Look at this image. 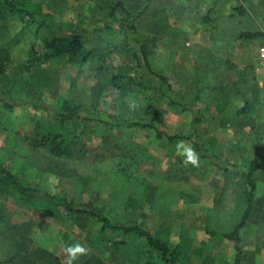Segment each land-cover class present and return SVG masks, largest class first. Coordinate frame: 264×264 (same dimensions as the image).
<instances>
[{"label": "rangeland", "instance_id": "obj_1", "mask_svg": "<svg viewBox=\"0 0 264 264\" xmlns=\"http://www.w3.org/2000/svg\"><path fill=\"white\" fill-rule=\"evenodd\" d=\"M33 1L38 2L44 15L34 23L6 10L0 12V46L9 47L11 56L6 73L0 76V87L16 100L9 109L0 103V160L23 182L42 191L74 200L91 199L112 218L161 232L172 245L181 244L184 264H229L232 242L207 235L200 215L205 209L229 207V191L220 195L217 186L221 183L218 159L227 158L237 163L233 164L236 170L245 169L252 156L253 132L245 119L239 121L240 125L220 124L214 107L224 98L239 105L251 100L249 114L256 118L257 125L264 120V89L260 88L254 100L241 96L234 86L238 78H255L257 47L264 43V36L210 41L207 25L199 15L213 5V0H122L134 12L145 7L138 19L139 32L133 37L118 29L117 23L100 9L102 0ZM241 2L249 4L246 28L264 32V0H226L216 6V11L229 12ZM41 18L62 32L82 33L86 51H91L88 60L81 63L60 58L27 69L24 63L29 46L35 36L45 33L38 27ZM36 27L39 30L34 35ZM170 29L178 35L176 43H171ZM140 36L146 38L151 67L166 74L175 90L203 104L195 113L194 109L180 110L179 105L161 100L163 97H153L149 89L136 87L122 95L105 86L99 92L100 107L129 119L152 120L154 126L169 134L193 132L207 155L199 156V165L193 166L184 163L176 147L180 142L192 145V140L159 139L151 129L137 126L110 129L80 125L76 128L82 131L85 146L70 158L56 160V171L49 170L48 154L33 149L24 135L38 120L47 123L44 120L53 114V106L60 100L88 101L92 88L106 71L132 63L131 46L137 45L134 37ZM101 53L106 54L107 61L98 60ZM205 61L213 65V70L204 68ZM196 114L200 122L194 121ZM257 180L256 192L261 196L264 162ZM0 212L6 218L0 220V258L11 254L21 258L26 251L41 247L68 264L64 248L76 242L86 245L88 253L74 264L94 256L105 264H142L148 258L139 238L111 230L100 232L95 222L45 212L11 195H0ZM257 215V220L241 231L242 247L251 264H264V220ZM24 229L27 250L17 245L20 238L26 237ZM121 240L126 244L114 245Z\"/></svg>", "mask_w": 264, "mask_h": 264}, {"label": "trees", "instance_id": "obj_2", "mask_svg": "<svg viewBox=\"0 0 264 264\" xmlns=\"http://www.w3.org/2000/svg\"><path fill=\"white\" fill-rule=\"evenodd\" d=\"M226 0H213L211 6L199 15L201 22L207 25L210 41H234L259 39L264 36L260 30H249L245 21L249 4L241 2L232 7L229 12H217L216 6ZM101 10H105L108 17L112 18L124 34L134 36L138 31V19L143 15L145 7L141 11L134 12L126 6L122 0H105ZM6 10L8 13L17 15L27 23H34L39 16H44L36 1L31 0H0V12ZM39 28H44V35L35 36L28 49V60L25 61L27 69L33 65H39L49 60L66 58L69 61L84 63L91 55L86 51V38L78 32H62L55 29L51 23L40 19ZM173 29V28H172ZM170 29L171 43H176L177 33ZM38 28L34 29L37 35ZM174 30V29H173ZM136 46L133 48L132 63L121 65L116 69L108 70L105 77L92 88V94L88 101H71L64 98L53 107V114L44 120L47 123L38 124L24 135L26 142L33 149L44 151L48 154L46 166L51 171L59 168L56 160L70 158L75 152L85 146L82 131L76 127L80 125L120 128L137 126L149 128L154 132L156 138L171 142L178 140H192V146L200 157H205L206 151L202 150L199 142L193 138L194 133L169 134L153 125L148 119H129L121 114L104 111L99 105V92L103 87H111L114 91L126 94L132 92L136 87L140 90L149 89L153 97H163L170 105H179L180 110H195L198 112L199 104L195 99H188L181 91L173 88L168 76L155 71L148 60V47L145 44V37L136 39ZM101 62L107 61L106 54L101 53L98 57ZM11 61L10 49L7 46H0V76H3ZM252 99H257L259 89L252 84ZM240 92L247 93L248 83L244 78H238L234 85ZM7 91L0 87V103L4 108H11L16 100L6 95ZM14 100V102H13ZM251 100L245 102L241 107L229 99H222L215 105L217 121L222 125H240L239 121L245 119L253 135L251 152L247 167L235 169L237 163L228 161L227 158L218 159L217 167L221 170V183L218 186L219 194L226 191L230 193V205L228 208L219 206L205 209L200 217L204 232L209 236L222 237L232 242L233 257L229 264H251L248 254L242 247V229L257 220V213L264 220V193L257 195L258 180L257 174L261 172L264 162V120L257 125L256 118L251 117ZM50 110L48 106H44ZM53 118L55 119L53 121ZM200 122L199 117L193 118ZM49 125V126H48ZM261 127V130H260ZM38 129V130H37ZM64 171L73 172L72 169ZM0 195H11L19 201L31 204L42 211H52L73 220H90L99 225V231L111 230L118 234L131 235L143 242V249L148 258L142 264H184L181 260V244L172 245L169 239L161 232L151 231L143 225L134 221L112 218L101 207L91 199L74 200L63 195L42 191L37 187L23 182L12 172L4 162L0 160ZM0 220H6L0 212ZM26 237L20 238L18 247L27 250V231H22ZM124 245L125 240L115 242L114 245ZM0 264H63L58 255L49 253L41 247H35L26 251V254L19 258L17 254L0 258ZM77 264H105L100 258L83 257Z\"/></svg>", "mask_w": 264, "mask_h": 264}, {"label": "clouds", "instance_id": "obj_3", "mask_svg": "<svg viewBox=\"0 0 264 264\" xmlns=\"http://www.w3.org/2000/svg\"><path fill=\"white\" fill-rule=\"evenodd\" d=\"M176 147L177 151L184 156L185 164L190 163L193 166L199 165V154L191 144L180 142ZM64 252L68 255V264H74V261H76L79 256L88 253V248L86 247V245L80 242H76L73 244H67L64 248Z\"/></svg>", "mask_w": 264, "mask_h": 264}, {"label": "crops", "instance_id": "obj_4", "mask_svg": "<svg viewBox=\"0 0 264 264\" xmlns=\"http://www.w3.org/2000/svg\"><path fill=\"white\" fill-rule=\"evenodd\" d=\"M203 66H204V68H208L209 70H213V65L212 66H209V63L208 62H204V64H203ZM255 72H256V70H255ZM257 74V72L255 73V78L254 77H252L251 75H246V76H244L243 78H244V80L248 83V90H247V93H242V92H239V94L242 96H251V93H252V88H253V85L252 84H256L257 85V87H258V89H259V91H260V88H262V89H264L261 85H260V83H259V76L258 75H256ZM238 79H236V81H237ZM235 81V82H236ZM235 82H234V85H235ZM224 99H229V100H231L234 104H236L237 106H239V107H241L242 105H239L235 100H233V99H230V98H224ZM214 110H215V107H214Z\"/></svg>", "mask_w": 264, "mask_h": 264}, {"label": "built area", "instance_id": "obj_5", "mask_svg": "<svg viewBox=\"0 0 264 264\" xmlns=\"http://www.w3.org/2000/svg\"><path fill=\"white\" fill-rule=\"evenodd\" d=\"M256 70L259 76V83L264 88V43L257 47Z\"/></svg>", "mask_w": 264, "mask_h": 264}]
</instances>
